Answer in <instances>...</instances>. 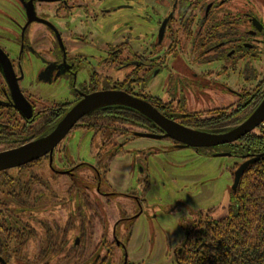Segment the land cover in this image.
Segmentation results:
<instances>
[{"label": "flooded vegetation", "instance_id": "1", "mask_svg": "<svg viewBox=\"0 0 264 264\" xmlns=\"http://www.w3.org/2000/svg\"><path fill=\"white\" fill-rule=\"evenodd\" d=\"M13 1L19 20L8 32L11 37L0 36L5 56L0 59V154L48 135L76 103L97 92L126 94L166 120L215 136L245 122L264 99V0H149L146 5L154 18L148 17L147 32L133 34L130 29L125 38L112 43L99 39L92 26L108 14L107 9L101 12L106 0ZM44 3L56 7H43ZM30 6L33 16L28 15ZM32 25L36 26L31 30ZM176 49L181 53V79L167 77L168 99L152 95L148 91L152 79L167 59L177 58ZM27 58L42 65L38 81H69L71 99L44 105L24 87ZM80 74L84 81L77 85ZM221 94L232 99L215 106L218 102L212 99L220 100ZM262 127L264 121L234 141L191 149L233 157L234 183L242 163L264 156L242 157L234 153L235 147ZM73 130L93 133L96 151L91 152L97 166L71 159L66 139ZM165 135L137 110L106 105L80 117L51 151L14 167L0 163V264H130L131 231L124 240L117 231L126 224L131 227L140 214L113 221L107 220L108 214L85 215L72 200V181L75 177L79 185L80 178L84 187L100 193L101 174L108 171L105 156H115L136 138L168 139L171 148H187ZM235 189H230L228 207ZM202 217L210 216L197 212L173 248L170 258L175 264H181L186 231Z\"/></svg>", "mask_w": 264, "mask_h": 264}, {"label": "rangeland", "instance_id": "2", "mask_svg": "<svg viewBox=\"0 0 264 264\" xmlns=\"http://www.w3.org/2000/svg\"><path fill=\"white\" fill-rule=\"evenodd\" d=\"M148 1H104L101 12L107 9L108 14L92 24L93 31L99 32V39L111 43L121 41L130 29L133 34L146 33L149 25L147 19L153 17ZM16 6L13 0H0L2 38L11 37L8 32L13 29V22L19 20ZM50 6L56 7L48 3H44L43 7ZM157 6L154 7L158 11ZM35 26L32 25L30 29ZM102 43L98 41V44ZM176 54L177 58L167 59L165 68L152 79V87L148 88L152 95L168 99L167 77L174 74L181 79V53L178 49ZM23 68L26 74L23 86L36 93L44 105L71 99L69 81L59 79L50 84L38 81L42 65L32 58L25 59ZM123 74L121 72L118 78ZM83 78L84 75L80 74L76 84L84 81ZM180 84L178 90H181ZM226 99H232V95L221 94L220 100H212L213 103L218 102L215 105L218 106ZM92 136V132L82 130H73L68 134V153L74 162L97 166V157L92 155L93 150L96 151L91 143ZM171 145L168 139L136 138L115 156L107 154L104 160L102 157L101 161L108 171L105 175L101 174L100 193L98 189L84 187L87 184L80 178L79 185L75 177L72 181L75 184L72 200L85 215L108 214L107 220L113 221L140 214L131 227L126 224L117 231L120 240H124L131 231L127 245L130 264H175L170 258L172 250L180 239L183 240V233L197 212L213 219H219L227 213L235 159L230 156H207L191 148L175 149Z\"/></svg>", "mask_w": 264, "mask_h": 264}, {"label": "trees", "instance_id": "3", "mask_svg": "<svg viewBox=\"0 0 264 264\" xmlns=\"http://www.w3.org/2000/svg\"><path fill=\"white\" fill-rule=\"evenodd\" d=\"M235 149L242 157L264 153V127ZM186 235L181 264H264V156L240 178L226 215L199 218Z\"/></svg>", "mask_w": 264, "mask_h": 264}, {"label": "water", "instance_id": "4", "mask_svg": "<svg viewBox=\"0 0 264 264\" xmlns=\"http://www.w3.org/2000/svg\"><path fill=\"white\" fill-rule=\"evenodd\" d=\"M52 1V0H42ZM31 11V12H30ZM29 16H33L32 8L30 6L28 11ZM4 56L0 52V59ZM5 57V56H4ZM123 105L134 110H137L147 118L154 121L165 132L167 137L176 142H180L183 147H210L222 143H227L236 140L244 134L253 130L255 126L264 121V99L259 104L253 114L241 125L235 127L233 130L219 136L209 135L204 133H196L192 130L183 128L169 120L163 118L154 108L148 104L131 98L126 94L112 91L97 92L85 96L78 103H76L63 117L61 122L56 128L48 135L31 142L25 146L17 149L10 150L0 154V163H5L4 167H14L19 164L31 161L46 152H49L53 147L58 144L65 134L72 128L76 121L83 115L91 112L92 110L106 106V105ZM258 157L249 159L242 163L234 174V183L232 188L235 189L239 180L245 170L255 163Z\"/></svg>", "mask_w": 264, "mask_h": 264}]
</instances>
